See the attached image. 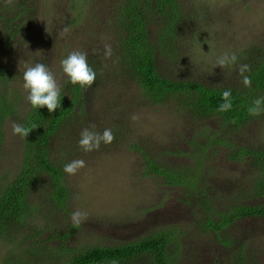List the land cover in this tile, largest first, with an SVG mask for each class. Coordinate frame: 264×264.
<instances>
[{"label": "rangeland", "instance_id": "rangeland-1", "mask_svg": "<svg viewBox=\"0 0 264 264\" xmlns=\"http://www.w3.org/2000/svg\"><path fill=\"white\" fill-rule=\"evenodd\" d=\"M178 1L183 12L190 16L179 30L175 45L177 55L171 52L157 57L160 72L171 80L193 79L214 88L244 86L238 72L241 53L255 51L259 54L264 49V0ZM27 5L36 7L32 13L36 16L32 22L25 20L27 17L23 19L22 23L25 21L27 27L23 35L7 43L5 35L0 34V64L13 72L12 78H17L13 87L21 95L20 115L26 108V99L22 96L27 93L23 87V72L27 67L36 63L47 65L60 86L67 78L60 62L74 50L87 55L96 52L105 64L106 75L102 83L89 89L83 110L80 107L75 110L76 115L67 132L61 131L63 136L54 138L55 150L66 149L67 163L77 159L86 162L75 175L66 174L65 182L70 191L67 211L57 210L47 223L39 221L34 227L38 231L55 230L61 236L72 230L63 245L60 239L49 241L51 234L41 236L43 245L69 247V252L61 256V264L76 255L72 248L79 250L131 242L147 233L168 228L176 229L177 236L188 228L196 231L193 212L183 202V188L172 189L164 179L146 176L143 172L146 156L162 167L173 169L195 167L199 161L191 156L202 158L208 164L205 168L209 189L221 200L216 204L219 210L225 211L229 207L226 199L232 200L234 205L240 203L244 195L241 187L250 181L252 172L249 173L250 168L245 164L228 160L226 146L213 147L218 140L215 134L222 131L219 122L183 117L172 103L150 105L143 100L136 84L122 82L121 78L113 76L114 64L105 57V45L113 43L108 22L114 0H27ZM14 7L16 12L20 11L16 5ZM202 41L207 44H200ZM225 53H235L237 62L224 69L216 67V60ZM134 116L137 119H133ZM15 121L9 119L4 126L0 185H3L4 177L8 176L7 179L12 181L20 171L23 141L13 134ZM92 125H95L93 130L101 133L106 128L113 134L116 130L124 133H117L118 137L114 136L111 144L102 143L99 150L84 152L78 144L80 133ZM71 129L78 136L70 135ZM209 132L213 136L207 146L209 150L202 149L200 145L205 143ZM233 133L229 138L233 137L237 145L264 149L263 120L251 121ZM132 144L138 145L140 150ZM70 148L76 149L72 150V155ZM33 200L40 198L34 195ZM247 202L253 205L261 200ZM77 210L86 213L87 219L74 227L71 216ZM27 231L28 227H24L21 234ZM226 231V235H232L246 245L250 260L245 264H264V218L240 219ZM193 235L183 236L184 246L178 256L181 264L236 262L238 248H224L215 237L207 239L202 234ZM36 240L34 236L32 241L21 245L18 240L5 241L0 235V264L11 256L13 264H20L21 260L28 264L24 250L25 247L31 249ZM173 248L171 245L168 250L172 253ZM41 258L44 262L45 257ZM47 261L58 264L59 260L49 258ZM151 261L149 255H145L139 262L150 264Z\"/></svg>", "mask_w": 264, "mask_h": 264}, {"label": "trees", "instance_id": "trees-1", "mask_svg": "<svg viewBox=\"0 0 264 264\" xmlns=\"http://www.w3.org/2000/svg\"><path fill=\"white\" fill-rule=\"evenodd\" d=\"M22 1L13 0L7 3L0 0V34L5 35L7 43L23 35L27 29L25 21L22 23L23 19L27 17L25 20L32 22L36 16L32 14L36 7L27 5V0ZM15 5L19 12L14 10ZM112 10L108 24L113 38L112 54L109 58L114 64L113 76L121 78L122 82L126 80L136 84L143 100L150 105L165 106L172 103L183 117L186 115L202 121L219 122L222 131L221 134H215L218 140L213 147L220 149L226 146V158L245 164L252 175L249 176L247 185L241 187L244 195L240 203L234 205L232 200L226 199L233 206L229 205L225 211H220L216 204L221 203V200L209 189L205 168L208 164L202 158L191 156L199 161L195 163V167L177 166L173 169L162 167L152 157L146 156L143 170L146 176L153 175L164 179L172 189L183 188V202L193 212L196 231L188 228L189 230H184L177 236L176 229L168 228L147 233L131 242L79 250L72 248L73 252H77L76 255L66 262L63 261V264H113V261L117 264H142L139 261L145 255L152 259L150 264H181L178 256L184 246L183 236L187 233L202 234L207 239L215 237L224 248H238L237 260L233 264L248 263L250 257L246 254V245L241 244L234 236L226 235L225 231L240 219L264 218V149L237 145L233 137H229L251 121L258 118L264 121V114L254 117L247 111L254 99L264 97V49L259 54L255 51L250 54L241 53L243 57L239 60L240 63L250 66V71L245 75L250 77L251 87L214 88L193 79L171 80L160 72L157 57L170 55L171 52L177 55V36L190 14L183 12L178 0H114ZM200 44L207 43L202 41ZM87 62L96 72L92 87L98 86L106 75L105 64L97 57L96 52L87 55ZM12 76L13 72L0 64V153L7 120H16V123L33 130L27 138L22 139L20 171L12 181L7 179L8 176L4 177L3 185H0V235L5 241L18 240L21 245L32 241L36 236L37 240L32 248L23 249L27 263L50 264L47 261L50 258L58 259V264H61V256L69 247L53 248L43 245L41 236L45 233L51 234L49 241L60 239L63 245L67 243L72 230L61 236L55 230L38 231L34 227L39 221L47 223L50 215L57 210L67 211L70 191L65 182L67 173L63 171L68 162L66 149L55 150L53 142L55 137L60 134L63 136L61 131L67 132L66 129L76 115L75 110L79 107L83 110L84 99L90 88L85 90L79 85H72L67 77L60 85L61 108L54 113H50L46 106L41 109L33 108L27 99V91L26 96H22L26 99L25 113L20 115L21 95L13 87L17 78ZM109 82L110 79L107 84ZM225 89H231L232 108L227 112H219L217 109L224 102L222 93ZM69 133L78 136L74 134V129ZM117 133L124 132L116 130L114 136L118 137ZM212 137L209 132L205 143L200 147L209 150L207 146ZM133 147L140 150L136 144ZM72 150L76 149H69L71 155ZM32 194L37 195L40 200H33ZM249 200H261V203L249 205ZM24 227H28V231L23 235L21 232ZM30 230L33 231L30 233ZM171 245L174 246L172 253L168 250ZM41 257H45L44 262ZM13 260L11 256L3 264H13ZM19 263L24 262L21 260Z\"/></svg>", "mask_w": 264, "mask_h": 264}, {"label": "clouds", "instance_id": "clouds-1", "mask_svg": "<svg viewBox=\"0 0 264 264\" xmlns=\"http://www.w3.org/2000/svg\"><path fill=\"white\" fill-rule=\"evenodd\" d=\"M6 2L11 3L12 0H6ZM63 31L67 32V29ZM111 54V46L106 44L105 57L110 58ZM236 62L237 56L235 53H225L216 60V67L219 66L224 69ZM60 63L63 73L69 78L72 85H79L80 88L85 90L92 87L96 80V72L87 62V53L74 50ZM248 71H250L249 65L239 64L238 72L245 87H251L252 84L250 77L245 75ZM23 81V87L29 93L27 99L33 108L41 109L46 106L50 113H54L57 109L61 108L60 86L57 83L55 75L47 65L36 63L34 66L27 67L23 72ZM231 97V89H225L222 93L224 102L217 109L219 112L231 110ZM247 111L249 115L254 117L264 114V97L254 99L252 106ZM133 119H137V117L134 116ZM12 129L13 134L20 136L22 139L27 138L33 130L16 122H13ZM93 129H95V125H92L91 128H84L80 133L78 144L84 152L99 150L102 143L111 144L115 139L111 129L106 128L102 133ZM85 166L86 162L84 160L77 159L65 164L63 171L69 175H75ZM86 219L87 214L79 210L73 212L71 216L74 227L79 226ZM113 264H117V262L113 261Z\"/></svg>", "mask_w": 264, "mask_h": 264}]
</instances>
